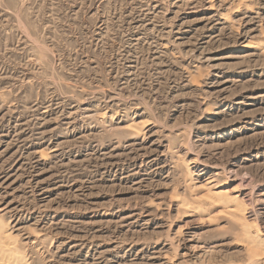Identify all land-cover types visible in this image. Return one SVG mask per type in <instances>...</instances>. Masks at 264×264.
<instances>
[{
	"label": "rangeland",
	"instance_id": "obj_1",
	"mask_svg": "<svg viewBox=\"0 0 264 264\" xmlns=\"http://www.w3.org/2000/svg\"><path fill=\"white\" fill-rule=\"evenodd\" d=\"M0 226L22 264H264V0H0Z\"/></svg>",
	"mask_w": 264,
	"mask_h": 264
},
{
	"label": "bare ground",
	"instance_id": "obj_2",
	"mask_svg": "<svg viewBox=\"0 0 264 264\" xmlns=\"http://www.w3.org/2000/svg\"><path fill=\"white\" fill-rule=\"evenodd\" d=\"M216 196H217V198L219 200L226 201V202H223V203L227 204V202H228L227 201V197H229V192L228 191L219 193ZM1 239L4 240L3 243H1ZM7 239L8 238H7L6 233L3 231V227L0 226V264H22L23 261H22L21 256L19 255L20 253L16 254L14 251H12L13 250L12 248H8L7 244L4 245L5 240H7Z\"/></svg>",
	"mask_w": 264,
	"mask_h": 264
}]
</instances>
